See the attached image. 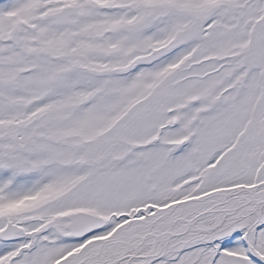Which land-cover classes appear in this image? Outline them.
Returning a JSON list of instances; mask_svg holds the SVG:
<instances>
[{"label":"snow or ice","instance_id":"6c2138e0","mask_svg":"<svg viewBox=\"0 0 264 264\" xmlns=\"http://www.w3.org/2000/svg\"><path fill=\"white\" fill-rule=\"evenodd\" d=\"M0 264H264V0H0Z\"/></svg>","mask_w":264,"mask_h":264}]
</instances>
